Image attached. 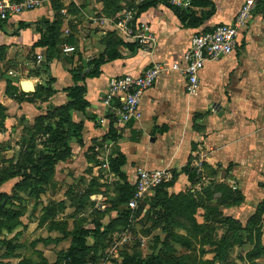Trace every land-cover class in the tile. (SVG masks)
<instances>
[{"label": "crops", "instance_id": "0c3cea01", "mask_svg": "<svg viewBox=\"0 0 264 264\" xmlns=\"http://www.w3.org/2000/svg\"><path fill=\"white\" fill-rule=\"evenodd\" d=\"M199 1L200 4L192 3L187 9L204 20L198 26L183 25L175 11L164 3L139 8L137 0H44L35 9L1 21L0 65L9 68L0 74V104L5 112L3 140L9 141V135L20 128L22 138L26 132L22 129L24 118L28 126H34L36 118L44 116L48 107L66 105L70 99L63 89L73 84L72 71L81 70L82 76L87 75L93 68L91 60L109 45H117L121 58L104 64L98 76L86 80L89 106L85 111H71L73 121L82 123L83 130L81 136L70 141V157H74L76 150L87 151L92 156L89 158L92 168L98 171V165L103 173L101 188L92 193L95 207L101 204L104 209L102 200L108 198L110 188L115 198L122 182L111 164L109 171L102 167L103 155L94 149L95 145L111 144L112 150L126 158L120 170L130 185H134L141 169H169L172 174L176 172L175 180L164 188L170 196H191L198 209L211 212L209 208H216L215 213L239 222L241 230L252 228L259 207L264 208V1L241 30L236 49L220 60L207 62L200 71L196 92L187 90V79L179 71L163 72L143 95L139 117L126 129L117 131V143L111 139V131L118 128L116 118L102 103L111 77L138 74L154 62L169 66L182 63L196 33L211 30L219 23H231L245 2ZM130 8L138 9V27L154 35L152 49L139 46L118 28L121 15ZM51 34L54 46L38 45L44 36ZM66 47L73 50L65 51ZM39 57L42 62H38ZM26 83L32 87L27 89ZM44 84L54 91L49 97L39 89ZM40 94L45 98H40ZM26 136L23 140H27ZM18 178L6 183L11 182L14 188ZM226 189L238 195L237 202L223 195ZM52 201L51 204L65 202ZM93 201L88 203L91 205ZM64 205L67 209V204ZM148 208L147 205L144 213ZM245 208L250 212L246 222L227 213ZM116 210L118 213L120 208ZM262 214L264 218V211ZM46 219L42 223L56 225L51 232L60 233L57 228L62 229L60 225L65 222ZM212 219L209 214L204 217L205 222L220 226L221 220ZM257 223L264 226V219ZM62 237L61 234L53 240L61 242ZM69 238L64 239L70 240L69 245L60 249L56 258L71 246L73 237ZM239 245L245 246L244 242ZM191 247L178 242L173 246ZM43 256L52 262L46 253Z\"/></svg>", "mask_w": 264, "mask_h": 264}, {"label": "rangeland", "instance_id": "374dc122", "mask_svg": "<svg viewBox=\"0 0 264 264\" xmlns=\"http://www.w3.org/2000/svg\"><path fill=\"white\" fill-rule=\"evenodd\" d=\"M8 69L0 65V74L7 72ZM8 83L11 85V81ZM46 86L47 84L42 85V87ZM39 97L45 98L44 94H40ZM57 108L56 106L48 107L49 110L45 112L46 118L44 120L36 118L34 126H28L27 119L24 118L23 121L22 118L24 125L22 129L26 132H23L20 138L21 128L18 132L17 129L14 130L9 135L11 138L9 141L3 140L5 136L3 137L2 130L5 128L3 124L5 117L3 118L2 115H5V112L0 110V169L6 168L7 171L14 173L20 170L21 165H33L34 161L46 152L44 142L48 134L43 127L55 122L53 117L57 114ZM24 135H27V140H23ZM118 137L111 139L117 143ZM18 138L20 141L17 143ZM76 151L74 157H70L65 161L66 163L55 165L56 170L51 173L52 175L50 174L51 177L48 180L45 175L27 189L24 188V182L19 177L14 188L11 182L6 183V181L2 187L0 186V193H7L13 197L5 208L12 209L17 215L6 217L8 223L15 225L12 230H8L5 226L0 230V264H24L27 259L28 263L25 264H32V262L62 264L63 252L57 258L56 256L60 249L69 245L70 240H64L71 236L68 233H73L79 228H95L94 221L101 216L102 233L97 238L87 237L88 244L94 245L95 248L87 255L88 264H128L125 261L128 256L148 258L159 252L162 240L165 239V232L162 230L163 220L157 219L156 210H151L148 218L145 217L144 211L139 213L137 209L131 210L128 218L121 214L122 208L115 213L117 210L113 201L114 193L110 192L112 188L107 190L108 198L102 200L104 209L101 204L95 207L96 202L91 200L92 193L101 188L100 178L103 173L98 165V171L92 168L89 163V158L92 157L90 153L82 152V150ZM53 183L56 185L54 190ZM52 200H64L65 202H60L62 207L48 211V207L54 203ZM90 201H93L94 207L93 204L88 203ZM64 203L67 204V209ZM186 211L190 213L191 208ZM227 213L244 220L243 222L250 217L247 208L233 209ZM208 214L213 217V222L223 218L213 211H203L198 208H195L193 213V218H195L193 223L187 221L185 217H179V221L186 223L185 227L190 231L187 230L188 234L185 235L184 228L173 227L172 229L178 235L190 238L192 247L191 249L174 248V251L164 249L162 253L165 259H171L172 254H175L185 256L181 263L175 261V264H264V226L257 223L264 219L263 214L255 216L254 226L244 228V231L237 230L239 222L234 219L227 222V226L220 224L223 228L205 222L204 217ZM46 218L48 221L55 222L59 219L65 222L60 225L62 229L57 228L63 235L61 242L53 240L61 234L51 232V227H53L51 224L42 223ZM242 242L245 246L240 247L239 244ZM175 243L171 241L173 246ZM43 252L53 263L48 260L43 262Z\"/></svg>", "mask_w": 264, "mask_h": 264}, {"label": "trees", "instance_id": "16d2710c", "mask_svg": "<svg viewBox=\"0 0 264 264\" xmlns=\"http://www.w3.org/2000/svg\"><path fill=\"white\" fill-rule=\"evenodd\" d=\"M159 2L166 4L168 7L172 8L178 18L181 20L183 25H200L204 20L202 18H197L190 13L188 10L179 9L169 5L165 0H151L146 3L139 5V8L148 7L151 5L158 4ZM193 4H200L199 0H193ZM3 21L0 19V22ZM54 29H52L53 31ZM54 34L44 36L39 42L38 45H48L49 47L54 46ZM133 48V47H132ZM2 47H0V51ZM122 54L118 50L117 45H109V47L97 57L91 60V65L93 66L92 71L89 72L87 75L82 76L81 70L72 71L73 75V84L67 86L63 89L66 96L70 99L66 105L60 106L56 109L57 114L53 117L54 123L45 125L43 129L48 134V138L45 140V150L46 152L41 154L36 161H34L33 165H21L19 168L20 170L10 172L7 169H0V186L7 180L13 177H20L21 181L24 182L25 187L29 188L32 186V183H36V181L40 180V178L47 176V180L51 177V173L55 170V165L60 161L67 160L71 155V146L70 141L73 137L81 136V131L83 130V124H77L73 121L71 111L72 110H80L85 111L86 108L89 106V101L86 97V80L88 77H95L98 76L101 72V67L104 64L109 62L115 61L121 58ZM44 88V89H43ZM41 91H45L48 93V96L54 91H51L49 88L39 86ZM39 90V91H40ZM41 93V92H40ZM21 99V98H20ZM0 110H4V107L0 104ZM4 118L5 115H2ZM46 116H41L39 119H45ZM53 122V120H52ZM117 130L113 129L111 131L112 138L118 137ZM81 139V138H79ZM126 158L123 154L119 153L118 151L112 150V156L110 160V164L112 169L119 174L122 179V182L118 185V192L116 197L113 199L114 206L117 208H122V215L128 218L130 211L132 210L127 206L130 199L133 197L135 192V186L130 185L127 181V177L125 173L120 170V167L125 163ZM36 162V163H35ZM18 164V163H17ZM21 172V173H20ZM51 174V175H50ZM173 179L170 182L163 183L160 185L156 190L154 195L148 196L146 199L141 201L138 205V212L142 213L145 207L148 205L149 208L147 209L146 218L150 216L151 210H156L155 214L157 219L163 220V232H165V239L162 240L161 249L155 255L142 258L139 256H128L125 258V261L128 264H175V261L181 263L185 256H177L172 254L171 259H165L164 254L162 253L164 249L169 251H174V248L171 244V241L178 242L183 246L191 247L192 241L189 238H186L182 235H178L175 231H173V227H181L187 229L188 232L190 231L182 221H179V217H185L187 221L193 223V213L195 212V208H197L195 199L191 196H179V195H169L164 188L171 184L176 177V172L173 173ZM39 178V179H37ZM223 195L227 197L229 200L234 202L238 201V195L232 192L230 189H226L222 191ZM12 195L7 193H0V230L2 227H6L8 230H12L15 225L12 223H8V219L6 218L7 215H14L17 216L15 211L12 209H6L7 203L11 201ZM62 207V203L60 204H52L48 207V211H52L55 209ZM125 206H127L125 208ZM188 208H191L190 213L186 211ZM216 208H209L210 211L215 213ZM264 208L259 207L258 214H262ZM154 214V213H153ZM221 213L217 212V215ZM260 214V215H261ZM221 217H223L221 215ZM7 219V221L5 220ZM101 217H98L97 220L94 221L95 228L87 229V228H79L76 229L73 233L69 232L68 234L73 237V242L69 249L61 255L62 264H88L89 261L87 259V255L89 252L94 250V245L91 246L87 242V237L93 236L95 238L99 237L101 232ZM181 220V219H180ZM231 219L228 218H221L220 222L222 225L224 222H229ZM56 226V225H53ZM254 226V225H253ZM242 226L237 225V230H239ZM234 231V229H233ZM191 234V233H189ZM160 240V238H159ZM173 260V261H172ZM43 262H47L44 258ZM25 263H28V259ZM24 263V264H25ZM32 264H38L33 263ZM47 264H50L47 262Z\"/></svg>", "mask_w": 264, "mask_h": 264}, {"label": "built area", "instance_id": "2783aa9c", "mask_svg": "<svg viewBox=\"0 0 264 264\" xmlns=\"http://www.w3.org/2000/svg\"><path fill=\"white\" fill-rule=\"evenodd\" d=\"M151 0H137V6ZM169 5L187 10L192 7L193 0H165ZM264 0H245L242 8L231 23H219L211 30L196 33L183 54V62L166 65L154 62L138 74H124L109 79L104 91L102 103L109 114L117 121V131L121 132L139 117V105L145 92L153 87L159 76L168 69L177 70L187 79L186 88L194 93L199 88V73L207 62L220 60L230 55L238 45V37L243 28L247 27L253 11ZM44 0H0V19L11 17L32 10L42 5ZM137 8L124 11L118 21V28L139 46L153 48L154 35L146 29L139 28L136 22ZM66 47L65 51H72ZM39 57L38 62H42ZM96 152L102 153V167L110 169L112 156L111 144L95 145ZM173 174L169 169H141L134 182L135 192L128 202V207L137 209L141 201L151 196L160 185L171 181Z\"/></svg>", "mask_w": 264, "mask_h": 264}, {"label": "bare ground", "instance_id": "6f19581e", "mask_svg": "<svg viewBox=\"0 0 264 264\" xmlns=\"http://www.w3.org/2000/svg\"><path fill=\"white\" fill-rule=\"evenodd\" d=\"M25 85H26V88H27V89H28V88L30 89V88L32 87V84H30V83H26Z\"/></svg>", "mask_w": 264, "mask_h": 264}, {"label": "water", "instance_id": "95a60500", "mask_svg": "<svg viewBox=\"0 0 264 264\" xmlns=\"http://www.w3.org/2000/svg\"><path fill=\"white\" fill-rule=\"evenodd\" d=\"M54 186H55V184H54Z\"/></svg>", "mask_w": 264, "mask_h": 264}]
</instances>
